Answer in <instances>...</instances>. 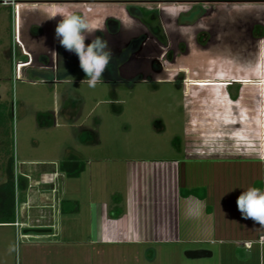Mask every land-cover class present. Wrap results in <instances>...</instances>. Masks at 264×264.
<instances>
[{
	"label": "rangeland",
	"instance_id": "374dc122",
	"mask_svg": "<svg viewBox=\"0 0 264 264\" xmlns=\"http://www.w3.org/2000/svg\"><path fill=\"white\" fill-rule=\"evenodd\" d=\"M97 2H90L93 8ZM100 2L116 22L88 19L103 27L96 36L112 53L95 88L83 81L75 55L53 65L22 60L11 20L0 11V185L9 181L11 166L17 187L28 181L22 220L29 225L18 231L0 226V264L210 261L183 255L194 244L165 245L178 253L153 260L146 255L160 245L99 244L97 209L106 202L123 210L129 162L181 158L186 139L231 154L264 156V0ZM140 42H150V48L142 50ZM22 159L30 160L24 169L29 178L20 174ZM65 159L87 171L44 183L49 171L35 168ZM48 191L63 198L65 211L54 224L60 233L24 238L39 234L25 230L38 228L33 225L41 208L48 216L54 209L41 199L40 192ZM17 195L19 211L23 198Z\"/></svg>",
	"mask_w": 264,
	"mask_h": 264
},
{
	"label": "crops",
	"instance_id": "0c3cea01",
	"mask_svg": "<svg viewBox=\"0 0 264 264\" xmlns=\"http://www.w3.org/2000/svg\"><path fill=\"white\" fill-rule=\"evenodd\" d=\"M97 1L98 7L93 8L92 0H0V11L5 12L11 20L12 40L16 42L22 60L47 59L53 65L59 58L73 54L65 51L54 39L56 22L61 17L47 20L48 17L53 14L76 13L85 16L91 13L87 19L101 21L107 17L109 22L108 9L102 7V0ZM101 10L102 15H99ZM98 32L100 30L86 43ZM197 145L186 139L179 149L183 153L181 158L129 162L126 167V174L130 178L127 202L123 210L114 209L106 202L99 203L96 241L99 244L160 245V248L146 255L150 260L166 256V252L173 255L178 253L170 248L166 250L165 245L187 243L194 245L183 250L186 258L210 260L199 264H264V228L252 220L242 219L235 204L242 190L248 187L264 189V156H242L231 154L226 149ZM29 162L27 159L20 160V174L27 178L31 176L24 169ZM53 165L35 168L55 173L44 175L45 182H52L59 175L65 176L59 170L58 162ZM48 176L53 179L47 181ZM195 188L200 190L203 197L182 194L184 190ZM23 193L20 192V198L24 197ZM40 193L41 199L49 203L48 208L57 209V200L60 202L57 212L51 209L49 216L41 208L37 224H32L34 227L50 228L51 231L37 235L24 233V238L60 233L59 227L54 224H60L58 214L63 213V198L59 193L58 196L54 195L53 191ZM26 201L23 198L19 202L21 207L19 211L16 209L14 223L0 226H14L18 231L16 222L25 223L22 218L25 217ZM200 248L208 249L212 254L201 258H189L185 254L187 250Z\"/></svg>",
	"mask_w": 264,
	"mask_h": 264
},
{
	"label": "clouds",
	"instance_id": "9594fccd",
	"mask_svg": "<svg viewBox=\"0 0 264 264\" xmlns=\"http://www.w3.org/2000/svg\"><path fill=\"white\" fill-rule=\"evenodd\" d=\"M60 16L54 29V39L65 51L75 55L83 80L89 88H95L101 82L102 73L112 58L108 42L100 36L90 37L103 27L90 22L86 17L76 14H53L47 20ZM235 189H233L234 191ZM236 209L244 220H252L260 228H264V189L248 187L236 197Z\"/></svg>",
	"mask_w": 264,
	"mask_h": 264
},
{
	"label": "trees",
	"instance_id": "16d2710c",
	"mask_svg": "<svg viewBox=\"0 0 264 264\" xmlns=\"http://www.w3.org/2000/svg\"><path fill=\"white\" fill-rule=\"evenodd\" d=\"M85 165L78 163L74 159H65L59 163V170L67 176L70 177H79L80 174L84 171ZM10 170V179L9 181L0 185V223H14L16 221V196L17 192H24L28 187L27 180H21L18 187L16 186L15 176L13 172V166H11ZM183 195H199L203 197V194L200 192L199 189H189L184 190ZM63 202V201H62ZM61 211H65L62 208Z\"/></svg>",
	"mask_w": 264,
	"mask_h": 264
},
{
	"label": "water",
	"instance_id": "95a60500",
	"mask_svg": "<svg viewBox=\"0 0 264 264\" xmlns=\"http://www.w3.org/2000/svg\"><path fill=\"white\" fill-rule=\"evenodd\" d=\"M30 230H33L37 233H46V232H50L51 229L50 228H33V229H26L25 232H29ZM186 256L189 258H201V257H205V256H210L212 254V252L208 249L205 248H200V249H190L187 250L185 252Z\"/></svg>",
	"mask_w": 264,
	"mask_h": 264
},
{
	"label": "built area",
	"instance_id": "2783aa9c",
	"mask_svg": "<svg viewBox=\"0 0 264 264\" xmlns=\"http://www.w3.org/2000/svg\"><path fill=\"white\" fill-rule=\"evenodd\" d=\"M46 174H51V175L54 174V175H55V173H53V172H47V173H45L44 175H46ZM42 179H43V182L47 184V183H53V182L55 181L56 177H54V179H53L52 182H45V180H44V176H43ZM16 226H18L19 228H20V227L22 228V227H25V224L22 223V222H16Z\"/></svg>",
	"mask_w": 264,
	"mask_h": 264
},
{
	"label": "flooded vegetation",
	"instance_id": "af4514ba",
	"mask_svg": "<svg viewBox=\"0 0 264 264\" xmlns=\"http://www.w3.org/2000/svg\"><path fill=\"white\" fill-rule=\"evenodd\" d=\"M111 21V20H110ZM116 21H115V19H113L110 23H109V25L110 26H112V23L114 24ZM115 25V24H114ZM162 41V40H161ZM150 43V42H149ZM148 42H146V43H142V42H140V45L142 44V46H141V48H142V50H145L146 48L144 47V46H146V47H148V48H150V45L151 44H149ZM144 45V46H143ZM145 52H143L142 54H144ZM143 56H145V54L143 55ZM143 56H142V58H143Z\"/></svg>",
	"mask_w": 264,
	"mask_h": 264
},
{
	"label": "bare ground",
	"instance_id": "6f19581e",
	"mask_svg": "<svg viewBox=\"0 0 264 264\" xmlns=\"http://www.w3.org/2000/svg\"><path fill=\"white\" fill-rule=\"evenodd\" d=\"M46 177V176H45ZM53 178L51 176H48L47 181L52 180Z\"/></svg>",
	"mask_w": 264,
	"mask_h": 264
}]
</instances>
